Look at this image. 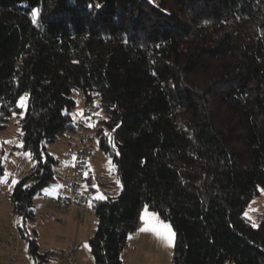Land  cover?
I'll return each instance as SVG.
<instances>
[{"label": "trees", "instance_id": "16d2710c", "mask_svg": "<svg viewBox=\"0 0 264 264\" xmlns=\"http://www.w3.org/2000/svg\"><path fill=\"white\" fill-rule=\"evenodd\" d=\"M77 92L115 176H87L94 264H123L144 207L173 230L172 264H264V208L244 215L264 189V0H0V129L17 116L30 156L9 200L32 264L51 260L28 222Z\"/></svg>", "mask_w": 264, "mask_h": 264}, {"label": "rangeland", "instance_id": "374dc122", "mask_svg": "<svg viewBox=\"0 0 264 264\" xmlns=\"http://www.w3.org/2000/svg\"><path fill=\"white\" fill-rule=\"evenodd\" d=\"M75 101L76 105L72 116L75 120H77L83 113V103L77 96H75ZM18 106L21 109L19 114V117H21L26 110V97L23 101H21L20 98ZM17 120L18 117L15 116L8 123L6 128L0 129V165L2 166L0 171V234L5 237L7 241L10 240L13 245L17 247L20 257L10 261L8 260L6 253L0 249V264H32L27 257L25 242L19 237L17 228L15 227V216L12 213L9 200L14 185L30 167L29 153L22 150V141L19 135V128L16 123ZM63 140L58 139L47 145L48 152L54 154L60 163L64 161L67 162L69 156V146ZM88 164L89 171L91 169L95 175L101 176L105 181L115 180L114 168L109 158L98 150L93 141L92 149L88 155ZM60 166L61 165L58 166L59 178L52 183L51 186L45 188L41 195H37L34 198L33 209L35 212V219L28 222L30 236L34 235L33 231L35 230L39 250L43 253L45 251L52 252L56 249L62 250L66 248L64 245L68 243V240H70L71 243L73 239H75L71 235V226L72 222L75 218H77L75 216L77 212L67 214V217L69 218V224L67 226L51 223L49 220L50 214H66L58 211L52 202L42 199L43 195L49 197H56L59 193L61 195H67V188H57L63 183L60 179ZM263 208L264 189L259 187L257 195L246 207L244 215L250 221L256 223L258 214L263 210ZM145 211H147L148 215L144 220H141V214ZM152 214H155V217L158 218L159 224L153 221ZM45 224H50V228H45ZM160 225H168L173 233L170 224L164 221L157 213L150 211L147 207H144L140 211L137 226L134 231L128 234L127 246L121 255L123 264H172L174 237L172 239L171 246H169L163 235L157 236L152 231H140L141 228L147 226L149 228L156 227L163 232ZM94 227V218H90L88 214L85 216L81 215L79 219H77L76 229L78 239L80 236L78 233L80 229H82L83 234L82 242L74 257L75 259L78 258L81 264H94L90 248L87 243ZM64 231L66 232L64 233ZM14 239H17V242H15ZM57 258H52L54 259L53 262L50 260L47 264L58 263L60 258ZM225 264L234 263L232 261H227Z\"/></svg>", "mask_w": 264, "mask_h": 264}, {"label": "built area", "instance_id": "2783aa9c", "mask_svg": "<svg viewBox=\"0 0 264 264\" xmlns=\"http://www.w3.org/2000/svg\"><path fill=\"white\" fill-rule=\"evenodd\" d=\"M77 94L82 99L83 113L76 120L75 127L72 130H67L64 133L63 139L69 146L68 161L64 165V174L62 180L66 184L67 195L58 197L43 196V199L56 207V209L64 214H50L49 220L51 223L68 225L69 218L67 214L73 211H79L82 216L88 214L90 218L94 213V196L87 185V176L89 172L88 155L92 149L91 134L87 128L89 120L90 104L86 103L85 97L81 92ZM17 228V222H14ZM47 227V226H46ZM83 231H79V239L70 243L62 250L56 249L51 252V258H60L56 264H61L65 261L67 264H81L73 255L79 249L82 242ZM17 242V239H14ZM0 249H2L8 260H14L20 257L17 247L9 240L0 234ZM57 258V259H58Z\"/></svg>", "mask_w": 264, "mask_h": 264}, {"label": "snow or ice", "instance_id": "6c2138e0", "mask_svg": "<svg viewBox=\"0 0 264 264\" xmlns=\"http://www.w3.org/2000/svg\"><path fill=\"white\" fill-rule=\"evenodd\" d=\"M36 11L34 10L32 15H33V21L35 22V17H36ZM25 99V97H21V101H23ZM102 198V197H101ZM148 215L147 211H145L144 213L141 214V220H144L145 217ZM152 219L153 221H155L157 224H159L158 218L155 217V214H152ZM160 228L163 229V232L160 231V229L156 228V227H144L141 228L140 231L144 232V231H152L154 232L157 236H164V239L167 241L168 245L171 246V242L172 239L174 237V233L171 232L170 228L168 225H160Z\"/></svg>", "mask_w": 264, "mask_h": 264}, {"label": "crops", "instance_id": "0c3cea01", "mask_svg": "<svg viewBox=\"0 0 264 264\" xmlns=\"http://www.w3.org/2000/svg\"><path fill=\"white\" fill-rule=\"evenodd\" d=\"M65 163H66V161L60 163V165H61V166H60V167H61V168H60V172H61V173H60V179H61V181H63V180H62V176H63V174H64V168H63V167H64ZM63 183H64V181H63ZM63 183H62L60 186H58L57 188H58V189H65V188H66V187H65V183H64V184H63ZM43 196H46V195H43ZM43 196H42V199H43ZM58 196H61V194L59 193V195H57L56 197H58ZM43 200H44V199H43ZM45 201H46V200H45ZM51 212H52V211H51ZM51 212H50V213H51ZM73 212H75V213L77 212V213L75 214V216H76L77 218H75V220L72 222V226H71V232H72L71 235L75 238V239H73V241H72L71 243L75 242V241L78 239L77 229H76V223H77V219H79V217L81 216L79 211H73ZM73 212H72V213H73ZM78 213H79V214H78ZM14 219H15L16 222L19 221V218H18L17 216H15ZM15 221H14V222H15ZM45 225H46V224H45ZM46 226H47V227H46ZM46 226H45V228H47V229L50 228V224H47ZM65 232H66V231H64V233H65ZM78 233H79V232H78ZM67 242H68V243H66V244L64 245V247H66L68 244H70V240H68ZM64 247H63V248H64ZM74 255H75V254H74ZM74 255H73V257H74ZM74 258H75V257H74ZM53 260H54V259L51 258V261H52V262H53ZM76 260H78V258H77ZM78 261H79V260H78ZM79 262H80V261H79ZM122 263H123V261H122ZM53 264H56V263H53ZM61 264H67V263H66L65 261H62Z\"/></svg>", "mask_w": 264, "mask_h": 264}]
</instances>
